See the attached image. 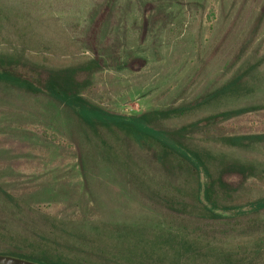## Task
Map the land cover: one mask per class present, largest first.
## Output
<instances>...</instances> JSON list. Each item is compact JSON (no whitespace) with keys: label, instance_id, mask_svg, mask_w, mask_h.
<instances>
[{"label":"rangeland","instance_id":"obj_1","mask_svg":"<svg viewBox=\"0 0 264 264\" xmlns=\"http://www.w3.org/2000/svg\"><path fill=\"white\" fill-rule=\"evenodd\" d=\"M4 55L44 69L99 58L85 96L127 115L193 102L247 73L243 92L199 115L242 110L224 131L264 133V0H0ZM211 145L264 169V141ZM190 184L133 140L90 132L53 97L0 82V250L44 240L98 264H137L148 247L184 262L181 237L199 235V264H264V209L248 204L264 196V176L237 187L243 208L226 212L235 228L225 235L199 228L195 200L184 213L167 199Z\"/></svg>","mask_w":264,"mask_h":264},{"label":"trees","instance_id":"obj_2","mask_svg":"<svg viewBox=\"0 0 264 264\" xmlns=\"http://www.w3.org/2000/svg\"><path fill=\"white\" fill-rule=\"evenodd\" d=\"M95 58L64 68L44 69L35 63L22 61L13 55L0 56V82L16 86L33 94L53 97L69 108L87 130L97 136H123L153 155L162 168L171 174L178 173L191 179V188H177L166 195L177 211L188 212L195 200L204 226L209 233L225 235L235 228V221L226 217L227 211H240L242 206L233 203L238 186L249 178L262 179L264 169L255 161L228 160L213 151L211 144L218 142L226 147L250 148L264 141V133L229 134L222 123L242 112L229 110L200 116L199 111L222 97L239 94L247 88L245 76L240 73L221 87L204 94L193 102L166 108L152 109L130 115L110 111L90 100L85 93L91 85V75L101 66ZM128 66L130 64L126 63ZM143 64V62H142ZM179 126H167L180 121ZM174 194V195H172ZM192 198V199H190ZM254 211L264 209V196L249 201ZM182 215V214H181ZM196 226L198 224H195ZM179 238V233H169ZM186 259L168 261L167 249H143L137 264H199L203 248L199 247V235L181 237ZM18 249L0 250V254L12 255L41 264H98L74 252L60 250L44 240H28ZM222 252V251H220ZM225 262H232V255H223ZM106 264V263H105ZM108 264V263H107Z\"/></svg>","mask_w":264,"mask_h":264},{"label":"water","instance_id":"obj_3","mask_svg":"<svg viewBox=\"0 0 264 264\" xmlns=\"http://www.w3.org/2000/svg\"><path fill=\"white\" fill-rule=\"evenodd\" d=\"M0 264H41V263L17 256L0 254Z\"/></svg>","mask_w":264,"mask_h":264}]
</instances>
